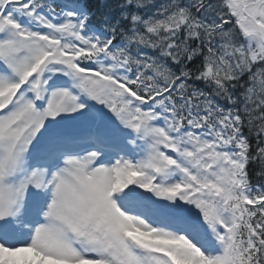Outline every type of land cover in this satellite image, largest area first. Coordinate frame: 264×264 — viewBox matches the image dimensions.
Returning a JSON list of instances; mask_svg holds the SVG:
<instances>
[{
  "label": "snow or ice",
  "instance_id": "snow-or-ice-1",
  "mask_svg": "<svg viewBox=\"0 0 264 264\" xmlns=\"http://www.w3.org/2000/svg\"><path fill=\"white\" fill-rule=\"evenodd\" d=\"M0 0V264H264V0Z\"/></svg>",
  "mask_w": 264,
  "mask_h": 264
},
{
  "label": "trees",
  "instance_id": "trees-1",
  "mask_svg": "<svg viewBox=\"0 0 264 264\" xmlns=\"http://www.w3.org/2000/svg\"><path fill=\"white\" fill-rule=\"evenodd\" d=\"M117 2L118 0H92V4L97 12V18L94 19V23H98V18L105 14L115 17L118 14V10L109 11V8Z\"/></svg>",
  "mask_w": 264,
  "mask_h": 264
}]
</instances>
